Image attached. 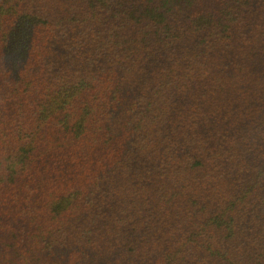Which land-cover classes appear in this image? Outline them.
Segmentation results:
<instances>
[{"label":"trees","instance_id":"1","mask_svg":"<svg viewBox=\"0 0 264 264\" xmlns=\"http://www.w3.org/2000/svg\"><path fill=\"white\" fill-rule=\"evenodd\" d=\"M0 264H264V0H0Z\"/></svg>","mask_w":264,"mask_h":264}]
</instances>
